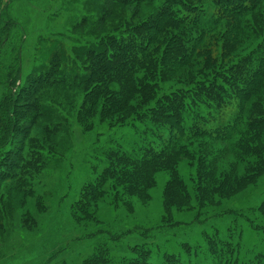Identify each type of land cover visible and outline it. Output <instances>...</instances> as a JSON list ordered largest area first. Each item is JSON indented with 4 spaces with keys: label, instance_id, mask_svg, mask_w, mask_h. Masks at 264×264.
<instances>
[{
    "label": "rangeland",
    "instance_id": "374dc122",
    "mask_svg": "<svg viewBox=\"0 0 264 264\" xmlns=\"http://www.w3.org/2000/svg\"><path fill=\"white\" fill-rule=\"evenodd\" d=\"M164 2L0 0V116L13 124L0 155L11 150L13 159L23 160L22 171H10L15 178L0 184V264H88L99 251H108L117 264L139 245H148L156 262L170 253L186 264H212L216 256L206 251V233L210 237L216 230L233 238L225 241L233 243L237 264L264 259V217L258 211L264 201V139L235 136L250 111L264 109V0H235L246 7L239 15L232 4L174 0L177 14L196 21L195 26L179 28L168 20L150 50L154 61L165 54L172 35L196 38L200 22H210L196 54L181 69L164 70L158 61L137 69L141 84L153 81L158 87L149 103L150 95L137 88L124 109L112 110L109 93L126 95L130 87L87 83L92 59L134 32L145 33L141 25L153 21L151 15L160 14ZM172 44L171 53L177 46ZM246 58L256 75L239 86L246 95L227 94L220 108L207 109L201 119L214 134H232L229 141L189 142L139 186L134 179H108L99 198L85 199L86 212L75 207L107 154L139 153L143 147L140 136L152 126L132 116L166 93L194 89L216 74L230 75L232 66ZM152 73L164 78L159 82ZM159 135L158 147L169 129ZM175 177L183 188L167 190ZM199 249L204 253L192 254Z\"/></svg>",
    "mask_w": 264,
    "mask_h": 264
},
{
    "label": "trees",
    "instance_id": "16d2710c",
    "mask_svg": "<svg viewBox=\"0 0 264 264\" xmlns=\"http://www.w3.org/2000/svg\"><path fill=\"white\" fill-rule=\"evenodd\" d=\"M196 4H199V0H194ZM218 2L219 6L223 5H233V9L236 11L235 14H238L245 11L246 7L235 3V0H213ZM239 1V0H238ZM175 2L174 0H165L163 7L159 8L158 15H151L153 21L147 23L148 25H141L140 29L146 30L145 33L135 34L132 33L126 41H121L117 44L112 45V47H107L105 52L102 51V54L96 56L97 61L92 59V63L88 66L89 68V77L87 83L93 85L96 81L101 83L107 82L108 84H126L130 87L128 94L123 95L121 92H111L109 93L106 100L109 102L113 101V108L124 109L125 100L131 99V96L138 94L137 88L141 89L144 93H148V103L153 101L152 95L157 93L158 87L154 84L153 81H144L142 84L139 81V78L136 76V71L141 67L145 62H153L154 57L150 56L151 48L153 44L157 42L158 37L162 32L166 30L168 20L172 22L175 26L179 28H186L187 26L194 27L196 21L188 22L186 18H182L175 11ZM189 2H186L185 5L192 9L197 8V6H190ZM237 6V7H236ZM207 21L206 24H208ZM206 24L200 22V29L198 36L192 38L190 36L184 35L182 33L172 35L173 42L177 44L174 50L177 48L180 56L175 57L176 51L169 52L173 46V42L169 45V48L166 49L165 54H161L160 57L154 62H159V66L162 69L173 67L174 69H181L183 66L187 65L192 59L191 57L196 54L197 48L202 42L204 36V27ZM140 29H138L140 31ZM148 30V31H147ZM164 30V31H163ZM134 34V35H133ZM133 35V36H132ZM192 42L194 43L193 45ZM204 44V41L202 45ZM109 50V51H108ZM169 55L168 56V53ZM251 57V56H249ZM248 57V58H249ZM170 61V62H169ZM250 62L246 59H243L235 66H232V71L230 75L219 76L214 75L213 78L204 80L196 84L194 89H187L185 91L181 90L178 92L166 93L164 96H160L154 104L149 105L146 111L138 112L136 115L132 116V120L142 121L148 123L152 128L147 127L141 139L144 142L143 147L140 149L139 153H130L123 150H114L107 154L105 158V165L100 168L96 176H93V179L84 185V190L82 197L83 200L76 202L75 207L80 208L82 211H87V197L92 198L93 201L96 198H99L104 190L102 188L103 183L108 179H120V181L125 180V183L130 182L132 179L133 183L136 186H139V183L145 182L148 180L154 172H158L162 167L165 166L164 162L167 160V157H174L176 154L183 153L186 149L187 143L193 142L198 139H206L208 142L218 143L224 145L225 141H229L232 138V134L228 135L227 132L215 131L211 132L209 129L201 125V119L204 116V111L211 109L213 107L220 108L224 96L236 95L238 92H242L241 98L246 94L245 90L239 88L244 82L253 81L256 78L254 73L249 71ZM165 70V69H164ZM151 75L163 79V74L152 73ZM252 76L248 80V77ZM43 85L42 82H38V87ZM251 85V83H249ZM255 87V86H254ZM135 93V94H134ZM247 97V96H246ZM216 99V101H214ZM10 101V98L7 99L4 103V112L8 106L7 101ZM8 101V102H9ZM147 105V106H148ZM2 106H0V110ZM111 111V110H110ZM3 112V113H4ZM250 116L247 115L243 125L237 127L235 136L239 134L251 136L258 138L257 140L264 139V109L259 111H250ZM1 115V113H0ZM169 129V136L164 141L163 145L157 146V138L160 137V133L163 130ZM13 124L12 121L6 119L5 121L0 116V149L2 146L8 144L10 137H12ZM11 133V134H10ZM147 136V137H145ZM219 137V138H218ZM234 137V136H233ZM160 143V142H159ZM257 149H254V154L257 155ZM9 155L7 158L5 155ZM171 154V155H170ZM0 155V184L6 182L9 179L15 178L14 174L12 175L10 171L17 172L22 171V158L13 159V153L10 150H7V153ZM172 158H170L172 160ZM263 159V156H260V159ZM25 164V163H24ZM5 166V167H4ZM7 171H6V169ZM99 168V167H97ZM174 168V166H172ZM5 169V170H4ZM6 171V172H5ZM170 172L174 169H170ZM176 173H172L174 176ZM115 179V180H116ZM183 184V183H182ZM180 180L175 177L169 181L167 190L178 191L183 188ZM123 185L122 183L119 184ZM186 187V186H185ZM137 188V187H135ZM131 191V190H130ZM129 192V190H127ZM141 192V191H140ZM258 211L264 217V201L258 208ZM207 234V245L206 251L212 255H215L214 261L212 264H237V260L234 258V246L233 243H230L225 240H233L231 236L222 237V233L218 230L211 233L210 237ZM111 238L116 241V237L110 234ZM186 245V244H185ZM187 250L192 251V247H186ZM108 251H99L96 256L88 264H112ZM204 253L199 249L193 252L192 254L198 255ZM190 254V256L192 255ZM161 259L159 262L152 260L154 257L148 245H139L133 249L131 256L121 259L117 264H186L181 262L180 257L165 253L163 256H160ZM263 256L255 258L250 261V264H264Z\"/></svg>",
    "mask_w": 264,
    "mask_h": 264
}]
</instances>
